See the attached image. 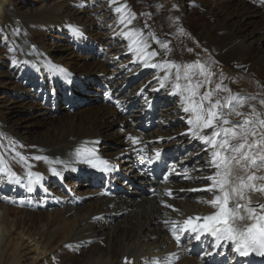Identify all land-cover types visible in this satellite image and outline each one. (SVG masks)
Segmentation results:
<instances>
[{
	"label": "bare ground",
	"instance_id": "obj_1",
	"mask_svg": "<svg viewBox=\"0 0 264 264\" xmlns=\"http://www.w3.org/2000/svg\"><path fill=\"white\" fill-rule=\"evenodd\" d=\"M145 7L172 15V33L156 18L146 33L133 0H0V264H224L239 254L231 241L185 230L189 217L199 225L196 217L216 214L210 201L222 195L207 190L216 169L201 137L212 129L189 121L205 93V107L244 101L231 123L255 119L253 108L264 119V0ZM199 8L209 22L196 23ZM101 160L111 166L106 175ZM155 166L166 168L167 182L146 177ZM246 196L264 204V194Z\"/></svg>",
	"mask_w": 264,
	"mask_h": 264
},
{
	"label": "snow or ice",
	"instance_id": "obj_2",
	"mask_svg": "<svg viewBox=\"0 0 264 264\" xmlns=\"http://www.w3.org/2000/svg\"><path fill=\"white\" fill-rule=\"evenodd\" d=\"M116 11L120 12L121 9L117 8ZM76 35L79 36L80 33L76 32ZM162 47L166 48L167 45H162ZM148 55L154 57L157 53L150 52ZM175 67L177 68V79H179L180 67ZM185 67L187 69L192 66ZM217 89H220L219 85H217ZM204 101H211V93H205L201 96L199 103H196L195 100L192 101L191 111L194 120L189 122L200 131L212 129L211 135L201 137L212 149L209 164L216 169L214 175L208 177L212 180V184L207 187V190L213 191L215 189L222 195H217L210 201L213 205L219 206V211L216 214L196 217V220L204 221L199 225L193 224V218L189 217L188 220L184 221L185 230L188 228L193 231L197 229L210 230L218 242L222 240L231 241L234 246L233 250L240 256L247 257L250 251H254L257 255L264 257V204L252 206L250 196H246L249 191L264 194V184L256 183L257 181H264V175H257L264 169V131H260L264 129V119L253 108L252 112L256 117L255 119L245 117L240 123H231L227 116L231 115L237 106H242L244 103L238 97H229L223 105L217 100L207 107H205ZM225 107L229 109L227 113L223 111ZM185 111L187 112L189 109L186 108ZM236 115L242 114L236 112ZM223 125L230 126L223 127ZM193 134L198 133L194 132ZM257 135H259V139L255 138ZM133 142L135 143V140ZM159 155L160 153L157 151L155 157L146 158L147 163H154ZM20 158L25 159L23 156ZM34 159L45 158L36 156ZM89 162L91 163V161ZM99 163L104 166V171L110 170L111 166L108 161L101 160ZM92 166L95 167L96 165L93 164ZM238 170H242L245 174L241 175ZM50 171L57 174L54 169ZM28 175L31 177L33 173L29 172ZM35 175L36 180L29 182V192L32 191L31 184L38 183L41 179L40 174ZM9 179L19 183L16 174L13 172H9ZM245 199L248 200V203L241 204L240 201ZM241 209L243 211H240ZM244 221H251V223L245 224ZM175 238L178 241L180 239L178 236ZM197 238L199 237L197 236Z\"/></svg>",
	"mask_w": 264,
	"mask_h": 264
},
{
	"label": "rangeland",
	"instance_id": "obj_3",
	"mask_svg": "<svg viewBox=\"0 0 264 264\" xmlns=\"http://www.w3.org/2000/svg\"><path fill=\"white\" fill-rule=\"evenodd\" d=\"M150 1L151 0H133V3H134V6L139 10V12L140 13H142V24H141V26H142V28L145 30V32L146 33H148L152 28H151V23H153L154 21V18H156L157 20L155 21L156 23H157V25H158V27H160L159 28V30L160 31H162L163 33H167V34H171L172 33V29L169 27V22H171V21H174V17H172V15L170 16V15H168L167 14V12H165V11H162V12H158L157 14L155 13V15L154 16H151V14H150V12L149 13H146L145 12V9H146V5H147V3H150ZM255 5L257 4V2H255L254 3ZM159 9H161L162 10V6L160 5L159 7H158ZM200 13H201V8H199V9H197L196 11H195V13H194V16L197 18V21H196V23L200 20V21H204V22H209L206 18H204V17H200L199 15H200ZM162 14V15H161ZM162 17V18H161ZM154 22V23H155ZM198 26H196V27H192V28H190V30L195 34L196 33V30H198V28H197ZM170 32V33H169ZM48 33V32H47ZM47 33H45V35L47 34ZM46 37V36H45ZM195 52V54H198V55H201V54H204V52H202V50L201 49H199V48H196V51H194ZM227 71H228V68H225L224 69V73H227ZM249 83L250 84H252V85H257L258 83H257V81L256 80H254V79H252V78H250V81H249ZM220 93H221V95H222V97L223 98H225L226 97V95H225V92L223 91V87H221V89H220ZM250 95V94H249ZM101 145H103V143H101ZM12 159V158H11ZM70 190H72L73 192L75 191V187H74V185L73 186H70ZM78 192H80V191H78ZM77 191H75V193H78ZM36 217V216H35ZM102 245V244H101ZM71 253H73L74 255H76L77 256V254L78 253H74L73 251H70ZM62 259H65V258H67V256H60ZM64 257V258H63ZM70 262V264H74L73 263V259L72 260H69Z\"/></svg>",
	"mask_w": 264,
	"mask_h": 264
}]
</instances>
